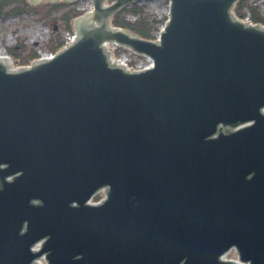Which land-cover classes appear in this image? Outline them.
<instances>
[{
	"label": "water",
	"instance_id": "95a60500",
	"mask_svg": "<svg viewBox=\"0 0 264 264\" xmlns=\"http://www.w3.org/2000/svg\"><path fill=\"white\" fill-rule=\"evenodd\" d=\"M88 1L52 60L0 58V264H264V29L169 0L153 42L110 25L142 0Z\"/></svg>",
	"mask_w": 264,
	"mask_h": 264
},
{
	"label": "rangeland",
	"instance_id": "374dc122",
	"mask_svg": "<svg viewBox=\"0 0 264 264\" xmlns=\"http://www.w3.org/2000/svg\"><path fill=\"white\" fill-rule=\"evenodd\" d=\"M20 4V3H19ZM33 6L23 11L19 16H8L0 19V49L9 50L14 46L21 44V57H24L29 50H35L38 54L50 52L51 47L58 42L65 31L62 20L59 17L65 12L72 10L87 12L90 4L87 1H79L77 3L52 8L47 3H35ZM243 11L241 13H253L250 11L252 7L254 12L264 20V0H244ZM167 0L119 13V19L127 21L131 25L144 22V27L149 30L151 36L156 37L158 31L164 24L167 15ZM46 31V32H45ZM22 49V47H21ZM116 55L121 58L127 56L122 50L115 49ZM14 55V54H13ZM24 55V56H23ZM132 63L138 62L136 57L128 56ZM22 62V59L19 58ZM233 257V253L229 254V258Z\"/></svg>",
	"mask_w": 264,
	"mask_h": 264
},
{
	"label": "trees",
	"instance_id": "16d2710c",
	"mask_svg": "<svg viewBox=\"0 0 264 264\" xmlns=\"http://www.w3.org/2000/svg\"><path fill=\"white\" fill-rule=\"evenodd\" d=\"M20 3V4H19ZM242 5V2L239 3V7ZM52 8H59L60 6H67V4L64 3H58L55 5H50ZM29 9V5L25 0H0V17H6L8 15H20L23 11ZM253 12L252 19L253 21H260L264 23V20L259 18L257 14ZM78 15L75 11L65 12L60 16V19L64 23V27L66 29H71V20ZM112 24L115 26H119L125 29H129L142 38H151V35L149 33V30H147L144 25V22L136 23V25H131L127 21L120 20L119 16H115L112 20ZM61 46V43L58 42L55 48H59ZM15 50V48L13 49ZM35 57V53H31L27 58L26 61L31 60Z\"/></svg>",
	"mask_w": 264,
	"mask_h": 264
},
{
	"label": "bare ground",
	"instance_id": "6f19581e",
	"mask_svg": "<svg viewBox=\"0 0 264 264\" xmlns=\"http://www.w3.org/2000/svg\"><path fill=\"white\" fill-rule=\"evenodd\" d=\"M45 32H46V31H45ZM0 55H4V54H3V50H2V49H0Z\"/></svg>",
	"mask_w": 264,
	"mask_h": 264
}]
</instances>
